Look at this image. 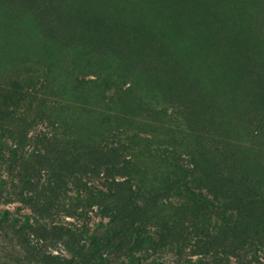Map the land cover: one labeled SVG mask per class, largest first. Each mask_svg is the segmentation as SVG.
<instances>
[{
	"label": "rangeland",
	"instance_id": "1",
	"mask_svg": "<svg viewBox=\"0 0 264 264\" xmlns=\"http://www.w3.org/2000/svg\"><path fill=\"white\" fill-rule=\"evenodd\" d=\"M0 264H264V0H0Z\"/></svg>",
	"mask_w": 264,
	"mask_h": 264
},
{
	"label": "trees",
	"instance_id": "2",
	"mask_svg": "<svg viewBox=\"0 0 264 264\" xmlns=\"http://www.w3.org/2000/svg\"><path fill=\"white\" fill-rule=\"evenodd\" d=\"M166 231H167V235L169 234L170 232V225L168 224L167 228H166ZM91 234L95 237V238H98V237H102L105 233H99L98 231H93L91 232ZM167 239V238H166Z\"/></svg>",
	"mask_w": 264,
	"mask_h": 264
}]
</instances>
